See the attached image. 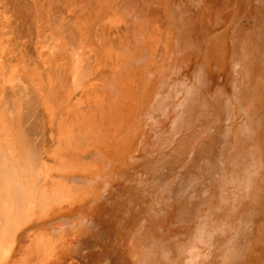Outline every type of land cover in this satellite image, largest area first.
Returning <instances> with one entry per match:
<instances>
[{
    "label": "rangeland",
    "instance_id": "rangeland-1",
    "mask_svg": "<svg viewBox=\"0 0 264 264\" xmlns=\"http://www.w3.org/2000/svg\"><path fill=\"white\" fill-rule=\"evenodd\" d=\"M208 1L168 5L164 61L151 64L145 34L132 31L135 55L120 71L142 70L151 97L125 152L65 154L90 167L62 181L82 199L18 233L20 252L42 245L46 264H264V0ZM121 9L132 30L141 23L133 0ZM218 31L223 60L205 51ZM118 75L98 74L113 99Z\"/></svg>",
    "mask_w": 264,
    "mask_h": 264
},
{
    "label": "crops",
    "instance_id": "crops-1",
    "mask_svg": "<svg viewBox=\"0 0 264 264\" xmlns=\"http://www.w3.org/2000/svg\"><path fill=\"white\" fill-rule=\"evenodd\" d=\"M133 1L134 4L141 9L142 18L141 23L135 26L133 30L128 23V19L124 15L125 13L122 12L121 9V5L124 4L126 0L106 1L107 6H103V8H107L105 19L108 18V20L105 22L95 20V5H87L86 7L76 6L73 8L70 14L78 34L85 39V42L92 44V47H94L96 43L104 47L102 59L98 62V65L93 64L92 66L86 67L88 59L84 56L81 48L74 50V52L70 54H67V51L64 53L62 50L56 49V53L54 55L50 53L47 56V60L44 61L46 64L44 67L45 78L43 82L37 84V86L42 88L39 92L42 93L43 96V100L39 103L38 109L36 105L31 107L30 115L28 114L29 117L27 116L26 119L21 118L19 113L13 112L9 110V108L6 109L5 119L3 120L0 117V126L6 125L7 132L0 134V138L3 145L8 147L7 153L12 155L14 161L11 160L9 163L12 168L6 171V174L3 173L2 177L0 175V184L2 183V185H4L2 191L6 192L14 179L18 177L21 180L24 190L27 189L30 187L29 185L33 183L32 178L35 175L37 176L38 172L41 173L44 164L56 168L60 166V169L53 172L45 182L49 191H51L53 185L63 187L64 189H71L70 186H66L62 183L63 179L70 178L72 175L78 173H88L90 167L85 162L66 158L65 154L78 155L87 153L95 148L103 149L104 145L101 146L97 143L99 139L98 136L95 137V134L100 135L104 133L106 130L104 127L106 125L108 126L110 121L113 123L114 127H119L120 132L117 139L120 142L128 136V125L132 121L133 116L136 117V111L140 108L139 102L147 101L151 97L149 85L144 87L139 80V74H141L140 71L142 70H138L135 67V69L130 71H120L126 66V63L134 54L129 42L132 38V31L140 35L145 34L141 40V48L146 47L149 49L151 64L157 61H164L168 58V49L171 43L170 30L167 28L163 29L162 23L165 22V19L168 17L166 8L170 5L172 0ZM180 1L182 6H184L185 0ZM223 1L224 0H209L208 3L212 5V3L219 4L223 3ZM227 1L231 3L236 0ZM116 16H118L117 20ZM6 23L4 18L0 17V29L7 28V25H5ZM49 25L55 27L54 22ZM49 28L50 27H48L47 30L45 28V38L47 39V43H52L51 41L55 40L51 38L52 35ZM54 31H58V26ZM55 36L58 37L56 33ZM208 37L204 39L206 56L209 59L223 60L227 50V43L223 32L218 31ZM62 41L63 39H59L61 48L64 43ZM11 44L13 45V43ZM66 47L65 45L64 49H66ZM160 53H162V55H160ZM67 55L72 59V61H70V66L68 65ZM12 59L13 56L8 58L9 65L15 66V61ZM64 62L69 68L66 76L62 73L59 74V70H57V66L60 68V65ZM88 68L89 70L87 72ZM105 68H108L116 75L119 73L118 79L116 77L115 80L118 93V97L115 99L109 97L104 89V85L98 81V74ZM81 69H83L84 72L80 71ZM78 72L81 73L78 75ZM0 75L8 77V75L4 73H0ZM82 76L84 77L82 78ZM58 77L61 78L57 83L58 88H55V86L54 88L49 87V82H53ZM13 92L15 95V87ZM49 94L53 95V99L46 101L47 95ZM101 125L103 128H101ZM33 127H40L44 131L45 149L42 153L37 152L32 143L31 131ZM8 142L12 143L11 148ZM121 144L122 143H120V145ZM54 150L55 154L53 155ZM121 150L125 152L126 147L124 146ZM68 163L70 166L66 168L67 170H62L61 165ZM6 178L8 180L4 181ZM62 212V204L58 203L56 205L50 202L47 207H43L41 211L29 221L28 225L22 227L18 233H22L25 228H30L33 224L37 225V228L41 227L44 221L58 218ZM18 233L15 235L17 238ZM34 240L38 243L39 238H35ZM18 247L19 243L12 247L9 261L6 262V264H46L52 257V254H49L51 255L50 258L40 263L39 255L43 247H39L28 248L25 250L27 251L25 257L15 258L14 256H16V254H25V251L20 252ZM33 258H35V262H32L34 260Z\"/></svg>",
    "mask_w": 264,
    "mask_h": 264
},
{
    "label": "bare ground",
    "instance_id": "bare-ground-1",
    "mask_svg": "<svg viewBox=\"0 0 264 264\" xmlns=\"http://www.w3.org/2000/svg\"><path fill=\"white\" fill-rule=\"evenodd\" d=\"M106 1L107 0H0V17L4 18V21L7 22L5 24L7 28L0 29V73L8 75V77L0 75V117L3 120L5 119L4 116L6 115L7 108L13 112L19 113L21 118L25 119L28 114L30 115L31 107L36 105L38 109L39 103L43 100V96L42 93L39 92L42 88L37 86V84L43 82L45 78L44 67L46 64L44 61L47 60V56L50 53L54 55L56 49H60L64 53L67 51V54H70L74 52V50L81 48L84 56L88 59L86 67L99 64L98 62L103 56L104 47L98 43L92 47V44L85 42V39L78 34L70 13L76 6L86 7L87 5H95V20L105 22L108 20V18L105 19L107 8H103V6H107ZM117 19L118 16H116V20ZM53 22L55 27L49 25ZM57 26L58 31H54ZM48 27H50L51 38L55 40L51 41L52 43L46 42L45 28L47 30ZM54 32L58 37L55 36ZM59 39H63L62 42L64 43L62 44V48L59 45L61 44ZM11 43H13V45ZM65 45L67 46L66 49H64ZM160 55H162V53H160ZM12 56V60L15 61V66H10L8 62V58ZM67 60L70 66V61H72V59L68 55ZM68 69L65 62L60 65V68L57 66V70H59L58 73H62L64 76L67 75ZM88 70L89 68L87 72ZM80 71L84 72L83 69ZM80 73L81 72H78L77 74L79 75ZM83 77L84 76H82V78ZM60 80L61 78L58 77L53 82L50 81L49 87L54 88L55 86V88H58L57 83ZM14 87L16 89L15 95L13 92ZM51 99H53V95H47L46 101H50ZM116 118L118 119L117 116ZM106 126L104 127V129L106 128L104 133L100 135L95 134V137L98 136L99 139L97 143L101 146L104 145L103 149L121 151L124 146L122 144L120 145L121 142L117 139L120 132L119 127H114L111 121L108 123V126ZM101 128H103V126ZM6 130V125L0 126V134L6 133ZM31 136L35 150L40 153L44 152L45 135L42 128L33 127ZM11 144L12 143L8 142L10 148L12 146ZM7 148V146L3 145L0 138L1 177L3 173L6 174V171L12 168L9 164L11 160L14 161L12 155L7 153ZM54 154L55 150L53 151V155ZM116 154L117 153H115V156ZM47 165H43L44 167L41 173L38 172L37 176L35 175L32 178L33 183L25 190L19 177L14 179L6 192L2 191L4 185H2V183L0 184V264H6V262L9 261L12 247L19 243V239L15 237L16 233H18L22 227L28 225L29 221L34 218L43 207H47L50 202L56 205L60 203L63 206V211H66L68 210L67 207L72 208L71 206L82 198L73 190L69 188L64 189L57 185H53L51 191H49L45 182L53 172L60 169V166L56 168ZM69 166L68 163L61 165V168L62 170H67L66 168ZM7 180L6 178L4 181ZM39 243H42V240L39 239L36 244L40 245ZM39 247H42V245ZM49 254H52L50 250L43 249L39 255V262L43 263L45 259H49L51 256Z\"/></svg>",
    "mask_w": 264,
    "mask_h": 264
}]
</instances>
